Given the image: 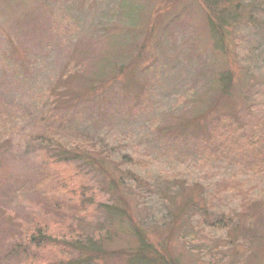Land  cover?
Wrapping results in <instances>:
<instances>
[{
    "label": "rangeland",
    "instance_id": "rangeland-1",
    "mask_svg": "<svg viewBox=\"0 0 264 264\" xmlns=\"http://www.w3.org/2000/svg\"><path fill=\"white\" fill-rule=\"evenodd\" d=\"M125 1L129 5L142 6L140 14L146 18L144 29L128 38L121 34L129 21ZM158 3L163 5L165 0H0V206L9 210L14 207L21 223H29L33 215L55 219L54 197L70 203L67 194L58 192L59 196L49 184L58 169L46 161L48 153L44 147L32 140H35L36 133L43 132L45 126L50 125L63 128L57 130L62 135V144L75 145L79 142L72 143L67 139L81 133L75 127L85 125L82 121L86 114H78L62 126H58L55 120H47L35 129L39 114L52 97L64 101L67 95L86 91L92 83H111L117 79L123 84L131 81L132 87L142 81L149 88L143 112L139 105L127 111L118 103L121 112L115 114L105 109L106 114L99 115L85 134L81 133L83 139H88V147L93 145L96 152L103 149L110 152L115 147L129 155L127 161L119 164L125 172L111 169L114 166L111 156L103 162L115 174H130V180L137 177L135 182L127 180L122 183L119 174L115 175L135 220H149L153 214L159 216L160 207L155 203L152 181L153 166L181 171L189 177L205 168L209 171L203 175L208 179L216 171L208 169L217 165L212 157L207 155L206 161L202 152L195 153L197 142L186 140L178 141L180 146L176 142L169 144L163 134L181 133L175 128L183 125L188 130L193 127L191 124L197 125L203 122V118L230 110L233 106L234 109L240 108L242 114V107L252 101L260 100L264 107V2L246 1L247 8L243 10L247 14L254 11L255 17L247 16L231 25L228 35L218 30L226 40L227 51L223 53L215 48L211 21L206 20V16L215 17L207 12L200 0H186L185 3L184 0H172L159 10ZM227 3L221 0L219 4L225 14L233 7ZM172 4H181V16H169L166 10L173 7ZM81 5L82 13H79ZM138 46L142 47L144 54L137 53ZM122 62L127 63V68L125 66L123 73L114 77V70L119 68L116 66ZM224 68L230 69L231 79L229 86L225 85L226 91L221 93L224 86L218 72ZM256 89L259 94L253 96L250 90ZM246 92L250 97H245ZM131 95L127 87L124 90L125 105L126 98L130 99ZM101 123L107 124L108 128L99 133ZM106 138L111 142L105 144ZM99 139L103 142L100 143ZM203 139L207 141L205 137ZM244 141L252 142L253 138ZM251 146L259 148L260 142H252ZM254 151L247 150L253 157ZM153 152L162 153V157L159 153L157 155L165 162L153 164V155H156ZM232 167L222 173L221 181L230 179V182L229 185L227 181L220 184L214 210L217 214L224 213L218 218L222 217L225 222L226 215H236L242 210L243 215H240L243 218L252 215L253 235L245 236L248 231L243 222L236 225L235 231L231 227V236L238 237L234 244L227 243V232L221 228L209 227L200 231V225L194 223V227H177L165 234L163 230L166 229L162 226L157 233H152L151 227L148 236L154 249L170 253L180 259L181 264H264V170ZM109 174L94 166L81 165L77 177L84 181L87 187L84 192L88 196L95 189L97 198L110 204L114 195L111 194L113 183ZM215 186L219 184L216 182ZM242 196L250 200L239 207ZM49 197H53V201ZM91 207L94 209L96 205ZM91 212L81 217L86 225L110 227L111 217L106 211ZM9 221L5 220L3 226ZM118 229L116 225L115 231ZM121 231L123 234H118L119 239L108 241L110 247L130 242L135 244V238L125 234L129 231L128 226ZM6 240L11 241L10 237ZM124 240L127 243H123ZM162 240H165V247L161 246ZM36 249L39 251L37 257H41L39 263L73 262H67L69 258L42 246ZM74 257L78 255L75 253L71 258ZM91 264L129 263L125 256L114 259L108 256L106 261L101 259Z\"/></svg>",
    "mask_w": 264,
    "mask_h": 264
},
{
    "label": "trees",
    "instance_id": "trees-1",
    "mask_svg": "<svg viewBox=\"0 0 264 264\" xmlns=\"http://www.w3.org/2000/svg\"><path fill=\"white\" fill-rule=\"evenodd\" d=\"M171 1L165 0L163 5L158 3V10L163 8L164 5L167 7ZM200 1L207 12L209 14L212 13L215 17L211 18L205 15L206 20L211 21V24H209L210 31H212V36L216 38V42L213 44H215L216 49L222 50L221 53L224 50L225 52L227 51L226 40L223 35L219 34L218 30L228 35V28L231 25L236 24L242 19H246L247 16L251 19L255 17L254 11H250L247 14L243 10L247 8L245 2L249 0H225L230 6L231 4L233 5L231 12L227 14L219 6L221 0ZM261 2H264V0H261ZM124 3L129 21L121 31V34L128 38L144 29L146 18L143 19L140 14L142 6L129 5L126 1ZM242 6L243 11L241 10ZM81 8L82 5L79 8V13H82ZM181 8V4L179 6L177 4L166 11L171 17L179 16ZM214 20L216 22H213ZM75 28L80 27L76 26ZM138 47L137 53L144 54L141 51L142 47ZM19 63L23 64L21 61ZM125 66L127 68V63L124 64L123 62L117 65L116 67L119 68L114 70V77L120 76ZM224 69L218 72L220 83L224 86L223 88L221 87V93L226 91L227 87L225 85L229 86L228 82L231 79L230 69ZM118 81L117 79L111 83H92V86L86 91L82 90L72 96L67 95L64 101L56 100L55 97L50 98L47 101L45 109L39 114L35 129H37L40 123H45L47 120H55L58 126H62L76 115L86 114V118L82 121L85 125L75 127L82 134H85L84 132L98 119L99 115L106 114L105 109L115 114L118 111L121 112L118 103L123 105L127 111H130L135 105H139L140 111L143 112L145 109L144 105L146 104L145 101L147 102L150 94L149 88L142 81L141 84H134V87H132L131 81L127 84L118 83ZM126 86L129 87L132 95L130 99L126 98L127 104L125 105L124 90H127ZM258 90H250V92L253 96H257L259 94ZM245 97H250L249 93L246 92ZM233 107L230 110L216 112V114L209 118H203V122L197 125L191 124L193 127H189L188 130L183 125L175 128L176 131L179 130L178 132L181 133L173 134L165 131L172 136L163 134L165 141L169 144L172 142H176L177 144L178 141L186 140L197 142L196 149H194L195 153L200 154L202 152L206 161H208L207 155H209L215 160V164L221 166L214 165L208 168L216 170L211 179L203 175L209 171L205 168H200L197 174L190 175L189 177L181 171L175 172L172 169L163 170L161 167L156 168L153 166L152 181L153 189H155L154 193L156 194L155 203L160 208L158 209L159 216L157 215V217L153 214V218L149 220H135L131 217L127 208L128 199L121 194L120 183L115 175L119 174V181L121 180L122 183H126L127 180H129L128 182H135L137 177H132L130 180V174L124 175L118 172L115 174L109 168L107 169L106 164L103 162L111 156L110 158L114 165L111 169L113 171L119 169L125 172L123 167H119V164L127 161L129 155L126 152L117 150L115 147H112L110 152L105 149L101 150L104 153H101V151L100 153L96 152L93 145H91L92 148L88 147V139H83L81 133L72 135L71 138L67 139L68 141L71 140L70 142L72 143H79L75 145L66 144L65 146L62 144V135L57 131L63 128L50 125L45 126L44 131L36 133L35 140L32 141H38V145L44 147L48 153L46 161L58 169V172L50 178L49 184L54 186L55 192L67 194L70 203L64 198L59 201L60 198L54 197L56 199L53 205V210L56 213L55 219L50 220L33 215L32 220L29 223L25 222V224L21 223L18 219L14 207L13 210H9V208L5 209L0 206V219L5 217L4 220H0V264H51L49 262H37L41 259V257H37L39 251L36 248L39 246L69 258L67 262L73 261L71 262L72 264H91L101 259L106 261L108 256L113 259L125 256L128 258L129 264H181V260L171 256L170 253L153 248V242L150 240V236H148L149 232H151V227L152 233H157L162 230L160 227L162 226L166 229L163 230L165 234L168 233L167 231L175 230L177 227L184 229L194 227V223L200 225V231H205L209 227L221 228L227 232V243L234 244L238 240V237L231 236V227L235 231L237 230L236 225L243 222L245 230L248 231L245 236L253 235L254 224L252 215H249L247 219L243 218L242 210L236 215H226L227 221L225 222L222 217L218 218L219 215H224V213L218 212L217 214L214 210L218 204L215 196L221 191L220 184L224 185L227 181L229 185L230 182V179L221 181V178L224 176L222 173L226 171V168L240 166L243 169L245 167L252 168L249 169L251 171L264 170V107L261 106L260 100L244 105L242 107L243 114L240 108L234 109ZM258 109L262 112H258ZM257 112L260 114L257 115ZM242 124H245V126H242ZM101 125L103 127H100L99 133H102L103 130L106 131L108 128V125L105 123H101ZM158 131L160 132L161 129H158ZM98 135L100 136L101 134ZM186 135L188 136L187 138ZM245 139H250L254 143L260 142V147L253 148L251 146L252 142L246 143ZM113 141L118 142L117 140ZM80 142L82 143L80 144ZM99 142L102 143V139H99ZM109 142L111 141H108L106 138L105 144ZM56 143L59 145L57 146ZM153 150L155 149L153 148ZM247 150H255V156H249ZM153 153L156 155L159 153V156L162 154L160 152ZM104 154L105 157L103 156ZM156 155H153V164L154 162L159 163V161L165 162V160ZM229 158L231 159L229 160ZM81 165H87L90 168L94 166L100 169L102 173H111L109 174L110 180L113 183L111 194L114 196L112 195L113 199H110V204L97 198L95 189H92L90 196L84 192L87 187L83 184L84 181L77 177ZM216 182L219 186H215ZM52 198L49 197V200L53 201ZM248 200H250L249 197L242 196L239 207L244 206ZM91 205H96L97 208L93 209ZM89 211H92L91 214L95 211H106L111 217L110 227L103 228V225H100L98 228V226L86 225L85 220L81 217ZM214 216L216 217L211 219ZM5 220H10L7 226H3ZM234 220L235 224L233 223ZM116 225L119 228L117 231H115ZM125 226L129 228V231L125 232V234L132 239L135 238L136 241H133L135 244L130 242L126 245L120 244L117 247H110L108 241L119 239L118 234H123L121 230ZM149 229L150 231L148 232ZM9 237L11 239L10 243L6 240ZM183 238L186 239L184 233ZM162 242L161 246L165 247V240H162ZM123 243L127 242L124 240ZM156 251L159 252V255ZM75 253L78 257L71 258Z\"/></svg>",
    "mask_w": 264,
    "mask_h": 264
}]
</instances>
